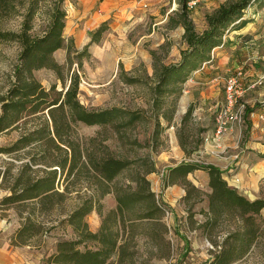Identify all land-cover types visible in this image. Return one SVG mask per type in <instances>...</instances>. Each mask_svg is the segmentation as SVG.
I'll return each instance as SVG.
<instances>
[{
	"label": "trees",
	"instance_id": "16d2710c",
	"mask_svg": "<svg viewBox=\"0 0 264 264\" xmlns=\"http://www.w3.org/2000/svg\"><path fill=\"white\" fill-rule=\"evenodd\" d=\"M65 1L0 0V43L12 42L20 48L9 86L0 96V135L23 128L18 139L0 147V155L20 162L15 174L10 168H14V164H9L2 172V183H9L5 187L9 195L2 198L0 207L24 211L19 212L23 222L13 235L12 243L28 244L43 230L42 223L33 218H50L53 211L59 210L74 195L75 206L56 221L51 220L49 231L60 233L70 227L72 233L70 238L57 241L48 264H153L152 261L178 264L172 262V245L167 237L169 228L163 221L165 207L147 179L156 172L154 162L148 158L115 157L106 144L109 137L101 131L89 138H82L76 132L79 124L110 127L121 139L125 130L134 129L145 119L138 111L118 107L88 110L79 102L80 78L71 71V43L63 35ZM260 1L227 0L205 17L206 29L202 33L195 31L185 15L182 17L187 49L177 64L154 66L156 84L152 89L154 128L151 135L154 142L161 131L158 110L161 98L179 96L187 77L202 65L211 63V52L223 45L224 34L235 25H244L243 11ZM181 4L185 9L187 0H182ZM41 16L44 26L35 33L34 23ZM12 22L16 24L12 26ZM107 29V23H103L92 33L87 47L97 44ZM60 49L67 50L65 65L54 58V53ZM85 51L78 57H84ZM40 70L52 71L60 80L61 89L55 84L45 88L35 75ZM244 109L246 114L256 111ZM192 112L193 108L189 107L182 122L185 123ZM162 118L171 122L172 115L164 113ZM128 141L133 152L142 148L136 140ZM181 147L184 149L183 144ZM198 148L199 145L193 152L184 150L186 157L198 152ZM195 171L208 175L209 193L204 195L187 180ZM62 178L63 187L60 186ZM162 178L163 189L175 184L185 188L183 200L186 203L192 196L202 202L205 196L206 210L202 211L205 220L199 228L216 248L206 264H234L255 253H260V264H264V198L249 200L227 184L224 172L206 163L182 161L168 168ZM79 183L86 185L87 193H80ZM108 194L114 196L115 208L104 212L101 201ZM94 210L101 217L97 233H91L84 221ZM218 227L224 232L220 243L212 238ZM139 229H143L142 232Z\"/></svg>",
	"mask_w": 264,
	"mask_h": 264
},
{
	"label": "rangeland",
	"instance_id": "374dc122",
	"mask_svg": "<svg viewBox=\"0 0 264 264\" xmlns=\"http://www.w3.org/2000/svg\"><path fill=\"white\" fill-rule=\"evenodd\" d=\"M181 1L126 0L128 4L121 5L119 11L114 10L107 21L113 23L115 19L118 20L120 12L121 15L125 13L126 16H129L130 14L134 15V12L138 14L141 11L143 17L126 21V25L129 24L130 27L128 26L121 40H114L112 37L103 44L99 43L96 46L91 44L87 47L92 33L101 23L97 22L98 24L89 26L86 25V20L100 16V14L103 15L104 8L102 5L100 8L102 0H98L94 5L78 3L76 0H66L63 9L67 14V24L74 31H83L85 37L82 41L77 37V33L76 37H71L66 31L64 36L71 43V71L77 73L80 78L79 102L88 110L97 111L118 107L128 111H138L143 114L145 119L136 124L134 129L125 130L122 135L125 136L121 139L120 135L110 127L103 129L101 126L88 127L79 124L76 129L77 134L82 138H89L101 131L103 135L109 137L106 144L109 145L115 157L148 158L154 162L156 172L147 177L151 178L152 184L154 183L153 190L156 198L162 202L169 214L164 217L163 221L166 225L170 218L177 221L175 229L167 225L169 228L167 237L176 252L175 262L178 264H204L205 256H210L216 250L211 239L204 234L202 228H199V225L205 220L202 213L203 210H206L205 196L202 197V202H198V199L192 196L190 202L186 203L183 197L180 198L178 195V190L180 188L185 190V188L181 184H175L177 186L171 193V199L174 202L172 204L164 203L162 199L165 189L162 188V175L168 168L174 167L182 161L206 163L208 158L203 153L204 144L212 142L213 139L219 140L224 136H228L227 143L233 147L220 148L216 156L225 158L228 164L229 160L237 162L240 159V144L246 143L250 137H259L260 130L264 131L261 125L255 126L258 122L264 121V110L259 118L256 114H246L244 109H264V0L252 4L243 11L242 22L244 25L240 23L239 27L235 23L234 27L238 26L239 30L232 33L230 30L224 34L223 46L219 49L215 48L211 52V63L202 65L199 70L187 77L179 96L175 94L161 98L158 107L161 116V131L154 142L151 137L154 128L152 89L156 84L154 66L175 65L180 61L181 54L187 49L183 38L182 17L184 15L193 24L195 31L202 33L206 29L205 17L227 0H199L191 8L186 4L185 9ZM189 1L187 0V2ZM11 24L14 26L16 22ZM34 26L35 33L42 30L44 26L42 16L36 19ZM107 45L110 47V56L108 53L105 54L109 50ZM19 51L20 48L16 43H0V96L5 94L9 86L10 75L13 66L17 63ZM84 51L85 56L79 58L78 54H82ZM120 55L130 57V63H122L120 60L117 62L116 57ZM55 59L61 65H65L67 50L61 49L56 53ZM237 74L240 75L235 80L236 86L231 89V99L235 102L231 111L223 119L230 127L220 137H215L214 127L217 124V117L227 104L228 82ZM36 77L47 89L53 84L57 86L58 90L62 87L60 80L52 71L40 70L36 72ZM128 80L135 82L129 83ZM189 107L193 108V112L184 123L182 119ZM164 113L168 116L172 115L171 122H166L162 118ZM22 129L0 135V147L8 146L18 139L23 132ZM128 140L130 142L136 140L142 145V148H135L136 151L133 152ZM198 145V152H194L189 158L186 157L184 150L193 152ZM231 150L233 152L229 153ZM9 164L15 165L14 168L10 167L11 173L15 174L16 166L20 162L14 161L9 156L0 155V197L2 198L9 195V191L5 188L9 183H2V172L8 168ZM206 176V173L203 172L196 173V175H188L187 180L191 184L197 183V186L200 187L199 190L205 195L209 191L206 186ZM123 177L124 174L120 177V181ZM63 179L60 180L62 187ZM233 181L236 184L235 189L240 193V178L233 179ZM168 187H174V185ZM78 188L81 189L80 193L88 192L83 183H79ZM259 196V198H264L263 187L260 188ZM73 197L74 195H71L59 210L53 211L50 218H33L34 221H39L43 225L42 232L30 239V244L33 247L47 246L51 248L54 245L53 242L58 238V232L49 231L51 223L75 206L76 201ZM108 202V200L105 201V204ZM21 211H23L22 208L0 207L8 232L13 231L15 234L21 227L23 222L22 216L19 215ZM90 216L87 220L89 225L94 228L98 215L96 214L95 218L92 217L93 215ZM262 217L264 218V212ZM221 228L218 227L215 230V235L212 236L213 240L218 243L224 237ZM143 229L138 231L142 232ZM45 231L47 234L44 235ZM62 237L70 238L66 231L65 236ZM193 250L198 253L197 256L190 255V252H194ZM261 261L260 253H255L237 264H260ZM153 264L155 263L153 262Z\"/></svg>",
	"mask_w": 264,
	"mask_h": 264
},
{
	"label": "crops",
	"instance_id": "0c3cea01",
	"mask_svg": "<svg viewBox=\"0 0 264 264\" xmlns=\"http://www.w3.org/2000/svg\"><path fill=\"white\" fill-rule=\"evenodd\" d=\"M76 1H78V3H83V4L87 3V4L94 5L96 4L98 0H76ZM125 4H128L126 0H102V2L100 3V8H101V5L103 6L102 8H104L103 15L100 14V16H94L86 20V25H89V26H93L97 22L101 23L100 26L103 23H107L108 29L102 34L100 41L97 44L99 43L103 44L109 38H112V37L114 40H119V39L121 40V38H123L124 33L127 31L128 26L130 27L129 24L126 25L127 24L126 21H132L134 18L141 19L143 17V14L141 13V11H139L138 14H135L134 12V15L130 14L129 16H126L125 13L121 15V12H120L119 19L118 20L115 19L113 23H109L107 20L109 19L110 14L113 13L114 10H118V11L121 10V7L124 6ZM98 12H101V11H98ZM67 22L68 21H67V14H66V21H65V28H64L63 35H65V31H66V33L68 32V36L76 37L75 34L77 33V37H79L83 41V38L85 37V35L83 34V31L81 30L74 31V29H72V27L68 25ZM236 30H239L238 26L232 28L230 32L232 33V32H235ZM64 38L66 37L64 36ZM97 44H95V46ZM107 46L109 47V45ZM220 47H218L217 49H219ZM60 50L54 53V58H55L56 53L59 52ZM107 53L110 56V47H109L108 52H105V54ZM116 60L117 62L120 60L122 63H126V64L130 63L129 61L130 57H127L124 55L117 56ZM263 110L264 109L256 110L252 114L254 115L256 114L260 118V116H262V113L264 112ZM258 125H261L264 129V121L258 122L255 126L257 127ZM259 134H260L259 137H256V136L250 137L246 143L242 142L240 144V159L237 162H234L233 160L232 161L229 160L230 162L229 164L228 162H226L227 160L225 158H219L218 156H216L219 153L218 151H220L219 150L220 148L233 147V145L230 146L227 143L229 139L228 136H224L223 138L219 140L213 139L212 142H207L206 144H204V148H203V153L208 158L206 161V164H211L219 168L222 172H224V180L227 182V184L231 188H234V189L236 188V184L233 181V179L235 180L236 178H240V194H242L249 200L258 199L260 197L259 196L260 188L261 187L264 188V131L260 130ZM232 152H233L232 150L229 151V153H232ZM196 173H202V171H195L194 173L190 175H196ZM147 179L150 182L152 181L151 178L147 177ZM192 185L200 189V187L197 186V183L193 182ZM151 186L153 190L154 183L153 184L151 183ZM176 186L177 185H174V187H167L164 190V196L162 199L164 203L172 204V202H174L171 199V196H172L171 193ZM206 186L208 188V175L206 176ZM153 192L155 191L153 190ZM178 192H179L178 195L180 196V198H182L185 195V190L183 188H180ZM207 193H209V191ZM1 198L2 197H0V199ZM107 200L109 202L108 204H105V201ZM101 203L104 204L105 206L104 212H107L115 208V200L112 194L106 195L102 199ZM96 214L98 215V220L94 228H92L89 225L88 223L89 221L87 220V218L90 215H93L92 217L95 218ZM84 221L87 224L88 230L91 233H97L99 231L100 225H101V217L95 210L92 211L90 214H88L84 218ZM167 225L168 227L175 229V227L177 226V221L174 218H170L167 221ZM6 229H7L6 221L0 212V264H48L47 260L51 256V254L54 252V245L57 243L59 239H63L62 235L65 234L63 230L62 232L57 233L58 238L53 242L54 245L51 248L47 246L46 247L45 246L33 247L30 244L31 240L26 245L17 246L12 243V237L14 235V232L13 231L8 232ZM66 233L69 236L71 235L72 230L70 227L66 229ZM143 241H144V238H142V240L140 241L139 249L141 253L143 252V249H144ZM88 245L91 246V244H88ZM175 254H176L175 249L172 247V257H173L172 262H175V258H174ZM191 254L192 255L194 254L195 256L198 255V253L195 251L190 252V255ZM205 257L206 258L204 260V264H206L207 260L210 259V256L208 257L205 256ZM152 262H154L155 264L156 263L164 264L163 261L162 262L152 261ZM237 263H234V264H237Z\"/></svg>",
	"mask_w": 264,
	"mask_h": 264
},
{
	"label": "built area",
	"instance_id": "2783aa9c",
	"mask_svg": "<svg viewBox=\"0 0 264 264\" xmlns=\"http://www.w3.org/2000/svg\"><path fill=\"white\" fill-rule=\"evenodd\" d=\"M199 0H190L189 2H187L188 7H193L198 3ZM240 74H237L234 78H231V80L228 82V88L226 91V101L227 104L224 108V110L219 114V116L217 117V124L214 127V135L215 137H220L224 132H226L229 129V125L228 123L224 122L223 119L226 117V115L228 114L229 111H231V108L234 105V102L231 99V89L234 88V86H236L235 84V80L236 78L239 76ZM237 117V116H236ZM166 216H168V212L165 211Z\"/></svg>",
	"mask_w": 264,
	"mask_h": 264
}]
</instances>
